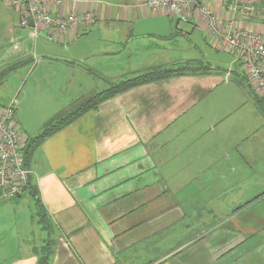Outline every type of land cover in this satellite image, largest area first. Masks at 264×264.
Returning <instances> with one entry per match:
<instances>
[{"label":"crops","instance_id":"obj_1","mask_svg":"<svg viewBox=\"0 0 264 264\" xmlns=\"http://www.w3.org/2000/svg\"><path fill=\"white\" fill-rule=\"evenodd\" d=\"M91 1L94 22L52 48L12 13L0 23V74L12 70L0 79V103L14 104L28 139L43 125L27 128L22 110H64L122 76L204 64L205 51L229 55L227 67L214 56L208 72L106 98L33 148L27 164L47 221L34 222L24 195L0 196V264H264V112L242 65L197 15L163 14L173 20L165 39L129 38L135 20L151 17L145 0ZM200 1L224 30L227 5L253 6L250 21L236 14L232 28L264 34V0ZM47 7L66 15L72 3ZM82 41L88 52L64 53ZM73 84L79 96L60 100Z\"/></svg>","mask_w":264,"mask_h":264},{"label":"built area","instance_id":"obj_2","mask_svg":"<svg viewBox=\"0 0 264 264\" xmlns=\"http://www.w3.org/2000/svg\"><path fill=\"white\" fill-rule=\"evenodd\" d=\"M72 3L66 15H56L48 5L60 6ZM19 15V27L31 29L35 35L42 33L45 41L58 43L68 30L86 27L96 18L95 4L91 0H2ZM78 4L83 8L77 9ZM151 16L171 12L178 16L197 15L206 23V32L215 41L234 54L240 62L254 90L264 93V34H256L245 28L233 29L236 14L243 21H250L254 7L249 4H229L228 25L220 27L217 17L200 0H145L143 6ZM32 24V26H30ZM14 104L0 110V196L12 200L30 192L32 172L25 164L23 148L27 138L12 124Z\"/></svg>","mask_w":264,"mask_h":264},{"label":"rangeland","instance_id":"obj_3","mask_svg":"<svg viewBox=\"0 0 264 264\" xmlns=\"http://www.w3.org/2000/svg\"><path fill=\"white\" fill-rule=\"evenodd\" d=\"M140 11V10H138ZM8 12L9 13H12L13 14V22L16 23V24H19V15L17 13V11L11 9L9 6L5 5L2 0H0V23L3 22L5 20V18L8 16ZM142 12L146 15H154V14H151L150 12H148L147 10H142ZM158 15H163V14H168V12H162V13H157ZM157 15V16H158ZM197 18V17H196ZM198 21V20H197ZM205 23V22H204ZM89 26V25H88ZM205 26H206V23H205ZM87 27V26H86ZM85 29V27H80V28H76V30H83ZM190 30V29H189ZM189 32V31H188ZM33 38V41L35 39L38 40L39 42V45H43V46H47L46 44H54V45H58L57 43H51V42H47L44 40V38L42 37H39V38H35V37H32ZM181 42H184L183 39ZM51 47L52 48V45H48L47 47ZM59 46V45H58ZM78 47H72V46H68V47H63V50H64V53H69V55L71 54H78L77 50L78 48H80V50H86L87 52L90 50V44L88 42H85V41H82L80 43L77 44ZM142 47H147V46H142ZM55 48H60V47H57L55 46ZM193 51H197L198 49V53L201 52L200 50H205L204 47L203 48H192ZM177 52H175L176 55H180L182 52V50L179 49V47L177 48ZM225 52L227 55L229 54L228 52L226 51H223ZM200 54V53H199ZM207 54V55H206ZM204 55L205 57L203 58L202 62L204 64H201V66H207L206 63H209L210 64V61L213 59L214 56H217L219 58L223 57L224 59L223 60V66H221L223 69H226L224 68L227 67V60H228V56L226 55H221V54H218V53H215L213 51H210V52H207L205 51L204 52ZM134 56V54H133ZM132 56V57H133ZM137 56V55H136ZM169 56V55H168ZM131 57V58H132ZM85 63V62H84ZM213 65V64H211ZM208 67V66H207ZM40 67H38L35 71H39ZM101 68L103 69V71L107 72L109 70V67L106 66V65H102ZM210 68V67H208ZM211 68H213L211 66ZM156 68H151L149 70H146L145 72H141V73H136L134 74L132 77L134 76H138L139 74H143V73H146V72H150L151 70H155ZM102 71V73L104 74V72ZM124 72H128L127 70H123ZM117 74V71L113 72V75H116ZM131 75V74H130ZM31 77H33V75H31ZM131 77L130 76H122L120 77L119 79H117L118 81H116L114 84H117V83H120L121 81L123 80H127V79H130ZM89 83V82H88ZM99 87L102 88L104 86V84L102 83V80H99ZM110 87V86H108ZM78 84L74 87V84L73 86L70 88V90H67L66 94L62 93L59 97L60 100H64V98L68 101H70L72 98H75V96H79L78 94ZM256 94H257V97L259 100V102L257 103L258 104V107L261 108L264 112V93L263 92H260L258 90H255ZM59 101V100H58ZM57 101V102H58ZM58 104L60 103H55V104H52L48 109L46 110H39V111H32L31 113H28L26 112V110H22V114H18L20 120H24L25 124H26V127L27 128H31V129H35V126H37L38 124H42V125H45L51 118H53L56 114L62 112V110H59L57 111V106ZM67 104V103H66ZM65 105V104H64ZM63 105V106H64ZM70 106V104L66 105L64 107V110L67 109L68 107ZM6 107V105L4 103H0V110L4 109ZM21 112V111H20ZM19 113V112H18ZM17 116V111H13V115H12V124L13 126L18 129L19 131H21L20 129V126L17 124L16 118ZM51 117V118H49ZM46 120V121H45ZM45 121V123H44ZM22 128V127H21ZM22 132V131H21ZM23 133V132H22ZM24 134V133H23ZM25 135V134H24ZM23 201H26L28 200L27 202L29 203L30 202V206H32L31 208V213H33V219H34V222L38 221V223L36 222V224L38 226H40V224L42 222H44V224L46 223V217H45V213L43 211V209L40 207V204L38 202V200L36 199V195H33V193L29 192L28 193H25L23 194ZM31 195V196H30ZM30 198L32 200V204H31V201H30Z\"/></svg>","mask_w":264,"mask_h":264},{"label":"trees","instance_id":"obj_4","mask_svg":"<svg viewBox=\"0 0 264 264\" xmlns=\"http://www.w3.org/2000/svg\"><path fill=\"white\" fill-rule=\"evenodd\" d=\"M170 15L171 14H169V17ZM209 70L210 68H208L207 66H201V64H186L182 67L178 66L174 68H156L155 70H151L150 72L139 74L138 76L123 80L120 83L110 85V87H108L104 92L91 94L88 97H83L80 100H75L67 109L62 110V112L56 114L45 125H43L37 136L30 139H28L27 137L23 148L26 166H28V154L33 148L40 144L46 137L56 133L58 130L71 123L78 116L84 114L87 111L95 109L96 106L104 99L115 96L116 94L127 91L133 87L152 83L175 75L205 73ZM11 71L12 70L3 71L2 74H0V79L5 77ZM29 189L30 192L33 193V195H36V189L32 186L31 183L29 185ZM39 264H47V262L46 260L41 258Z\"/></svg>","mask_w":264,"mask_h":264},{"label":"water","instance_id":"obj_5","mask_svg":"<svg viewBox=\"0 0 264 264\" xmlns=\"http://www.w3.org/2000/svg\"><path fill=\"white\" fill-rule=\"evenodd\" d=\"M172 21L167 15L139 18L133 22V26L128 32V37L140 38L149 36L165 39L170 34Z\"/></svg>","mask_w":264,"mask_h":264}]
</instances>
